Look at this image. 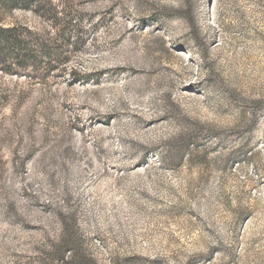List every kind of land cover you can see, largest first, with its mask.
Returning <instances> with one entry per match:
<instances>
[{"label": "rangeland", "instance_id": "obj_1", "mask_svg": "<svg viewBox=\"0 0 264 264\" xmlns=\"http://www.w3.org/2000/svg\"><path fill=\"white\" fill-rule=\"evenodd\" d=\"M40 1L0 0L59 56L0 70V264H264V0Z\"/></svg>", "mask_w": 264, "mask_h": 264}, {"label": "trees", "instance_id": "obj_2", "mask_svg": "<svg viewBox=\"0 0 264 264\" xmlns=\"http://www.w3.org/2000/svg\"><path fill=\"white\" fill-rule=\"evenodd\" d=\"M1 1H2L1 5H6L8 7H9V3H17V1H21L24 3L23 4L24 6H29V5L33 6L35 10L43 9L41 5L42 1L40 0H1ZM31 41H34L32 45L30 44ZM47 43L41 44L40 46L39 44H37V40L35 39L28 38L27 40H25L20 36V33L17 32L14 26L0 24V70H3L8 73L11 71L10 67L13 64L16 65L18 68L23 69V71H25V69L28 68V65L30 64L34 65L35 62H37V60L41 57H44L47 63L59 59V56L56 55V50L58 49L53 48L54 50L52 51L50 45H48ZM34 45H38L40 47V50L39 51L31 50V47H33ZM55 55L57 58L55 57ZM59 55L61 54L59 53ZM178 150L180 154L178 153L177 155L180 156V159H182L181 156L183 154V147H179V149L177 147L175 151L178 152ZM66 243L67 240H63L59 245V247H62ZM61 256H62L61 259L63 260L64 254L62 253ZM76 263L77 264L79 263L77 262V259H76Z\"/></svg>", "mask_w": 264, "mask_h": 264}]
</instances>
